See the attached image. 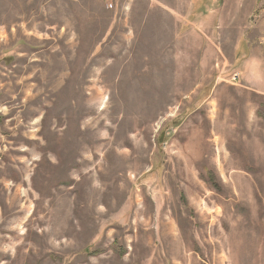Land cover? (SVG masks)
<instances>
[{
    "label": "rangeland",
    "instance_id": "obj_1",
    "mask_svg": "<svg viewBox=\"0 0 264 264\" xmlns=\"http://www.w3.org/2000/svg\"><path fill=\"white\" fill-rule=\"evenodd\" d=\"M262 19L0 0V264H264Z\"/></svg>",
    "mask_w": 264,
    "mask_h": 264
},
{
    "label": "crops",
    "instance_id": "obj_2",
    "mask_svg": "<svg viewBox=\"0 0 264 264\" xmlns=\"http://www.w3.org/2000/svg\"><path fill=\"white\" fill-rule=\"evenodd\" d=\"M244 7H245V5H241L238 8H236L235 10H232V12H229L230 11L229 7H227L225 4L226 10L223 13L224 18L225 19L227 18V14H230V15L233 14V17H236V18L238 15L241 16L242 11H244ZM230 17L232 18V16H230ZM260 24L261 25L256 28L257 39H256V43L254 45V48H253V46L250 47L247 45L248 49H246V52H250V56L251 55H254V56L248 57V55H246L245 58H243V59L248 60V61H250V60L254 61L255 60L257 63V67H258L257 70H260V67L262 68L261 69L262 74L260 73L259 75L263 76L262 77V84L264 85V19H262ZM247 50H249V51H247ZM258 72H260V71H258ZM255 91L258 93V95L260 97L264 96V88L261 85H258V87L255 88Z\"/></svg>",
    "mask_w": 264,
    "mask_h": 264
},
{
    "label": "trees",
    "instance_id": "obj_3",
    "mask_svg": "<svg viewBox=\"0 0 264 264\" xmlns=\"http://www.w3.org/2000/svg\"><path fill=\"white\" fill-rule=\"evenodd\" d=\"M209 183L212 185V187L216 190H218V185L215 176L212 174H209ZM220 188V187H219Z\"/></svg>",
    "mask_w": 264,
    "mask_h": 264
}]
</instances>
